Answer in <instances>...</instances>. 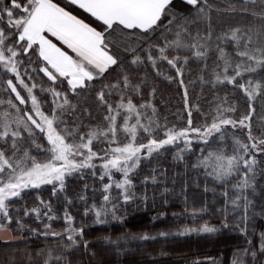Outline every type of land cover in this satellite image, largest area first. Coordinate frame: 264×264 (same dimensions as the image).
<instances>
[{
	"label": "snow or ice",
	"instance_id": "snow-or-ice-1",
	"mask_svg": "<svg viewBox=\"0 0 264 264\" xmlns=\"http://www.w3.org/2000/svg\"><path fill=\"white\" fill-rule=\"evenodd\" d=\"M183 3L184 10L174 0H0V240L22 233L55 238V246L37 250L39 264H70L65 253L89 245L83 224L69 211L76 198L67 194L69 177L83 179L87 173L100 185L99 202L89 205L87 182L77 194L85 216L92 214L100 224L109 217L123 220L120 208L150 199L147 186L156 175H144L143 190L136 188L142 163L166 146L175 147L174 158L183 161L196 142L199 154L190 167L223 186L222 226H228L229 212L243 225L238 227L247 247L235 250L231 264H248L249 256L256 264L257 253L264 255V232L257 249L247 228L257 172L264 173V115L256 117L255 103L264 101V0L259 5L240 0L239 11L256 22L219 33L212 26V0ZM194 65L195 79H186ZM143 68L182 89L185 123L170 126L161 118L149 98L157 88ZM197 82L201 93L210 91L207 110L190 103L189 85ZM88 97L100 119L81 103ZM45 185L51 186V197L63 195L62 216L51 197L40 195ZM91 188L95 194L96 184ZM33 191L36 200L29 206L25 197ZM184 203L193 222L177 228L179 235L217 231L196 222L206 204L189 209L187 195ZM57 219L63 220L59 229L53 227Z\"/></svg>",
	"mask_w": 264,
	"mask_h": 264
},
{
	"label": "trees",
	"instance_id": "trees-1",
	"mask_svg": "<svg viewBox=\"0 0 264 264\" xmlns=\"http://www.w3.org/2000/svg\"><path fill=\"white\" fill-rule=\"evenodd\" d=\"M176 7L184 10L186 6L183 0H174ZM215 8L212 12V26L215 33L227 30L228 27L237 25L244 26L255 23L254 18L248 13L239 11L240 0H212ZM259 5V0H257ZM231 6L237 8L236 12L226 11ZM251 7V5H250ZM216 9H219L217 11ZM259 10V7H257ZM207 26V21L200 23L201 29ZM195 27V26H193ZM141 72H147L149 84H155L157 91L152 102L155 103L160 112L161 118L167 117L169 125L183 124L186 121V110L183 108L182 89L177 85L155 76L151 68H143ZM196 66H193L191 76L186 79H195ZM149 88H145L147 95ZM190 103H199L205 110L208 109V101L211 100V94L208 88L204 92L200 91L199 82L189 85ZM92 107L93 115L100 119V112L97 110L91 97L82 100ZM256 117L264 115V101L256 102ZM194 122H200V115L193 111ZM259 120H254V130L258 129ZM231 135V133H229ZM183 147V145H180ZM167 151L153 156L151 161L145 160L135 177L137 191L144 188L142 183L144 175H156L155 183H148L149 201L147 205L143 203H130L119 209V214L123 220L111 219L109 217L103 224L94 223L93 215H84V204L77 194L80 193L83 184H89L88 203L91 204L95 199L100 200L98 181L85 174L83 179L69 177L67 182V194L76 197L69 211L76 217L77 225L81 223L84 226V239L88 241V248L80 245L74 250L65 253L70 264H231L235 250L247 247L246 239L243 233L239 231V221L234 217L237 213H228V226H222L223 216L219 209L224 202L221 194L222 185L214 184L211 178L205 179L203 171L200 173L194 171L190 165L195 161L199 154V145L194 142L191 152L185 155L184 160L180 161L174 158L177 149L172 146H166ZM260 156L261 154H257ZM189 167H185V164ZM257 190L253 200L252 210L247 221L248 236L252 239L255 248L259 247V234L264 232V173L257 172L256 176ZM96 184L97 191H92L91 185ZM205 183L208 184V191H204ZM186 190L182 191V189ZM168 191L165 192L164 189ZM251 191V190H249ZM154 195V199L152 198ZM40 195L45 199L51 197V186H42ZM188 197L189 209L193 206L200 208L206 204L207 210L197 214V223L208 222L214 225L217 231L212 234L191 233L179 235L177 228L185 224H191V212H185L184 196ZM36 200V192H32L25 197L29 206ZM57 214L62 216L64 197H51ZM167 200V203L164 201ZM25 201H21L23 204ZM164 213V215H160ZM175 213L176 215H173ZM27 223L32 227L43 229V225L34 220L27 219ZM63 225L62 219L53 222V227L59 229ZM243 226V225H239ZM160 231H168L170 234L166 237L159 236ZM143 233H149L151 237L147 240L139 239ZM104 237H109L111 241H117L113 244ZM18 240L7 242L0 240V264H29L27 253H31L32 264H39L41 256H37L38 249H45L49 246H55L58 241L55 238L38 236L35 234L22 233L17 234ZM248 264H252L251 257H247ZM256 264H264V255L257 253Z\"/></svg>",
	"mask_w": 264,
	"mask_h": 264
},
{
	"label": "rangeland",
	"instance_id": "rangeland-1",
	"mask_svg": "<svg viewBox=\"0 0 264 264\" xmlns=\"http://www.w3.org/2000/svg\"><path fill=\"white\" fill-rule=\"evenodd\" d=\"M92 215V214H91ZM94 217V216H93ZM16 240H18L17 238H15V239H10V240H3V241H7V242H14V241H16Z\"/></svg>",
	"mask_w": 264,
	"mask_h": 264
},
{
	"label": "crops",
	"instance_id": "crops-1",
	"mask_svg": "<svg viewBox=\"0 0 264 264\" xmlns=\"http://www.w3.org/2000/svg\"><path fill=\"white\" fill-rule=\"evenodd\" d=\"M60 2L63 4V3H66L67 0H60Z\"/></svg>",
	"mask_w": 264,
	"mask_h": 264
}]
</instances>
